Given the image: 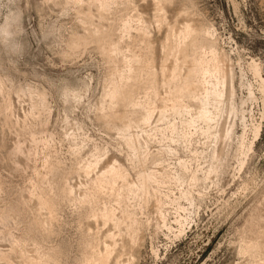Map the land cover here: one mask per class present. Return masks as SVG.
Here are the masks:
<instances>
[{
  "label": "rangeland",
  "instance_id": "rangeland-1",
  "mask_svg": "<svg viewBox=\"0 0 264 264\" xmlns=\"http://www.w3.org/2000/svg\"><path fill=\"white\" fill-rule=\"evenodd\" d=\"M0 264H264V0H0Z\"/></svg>",
  "mask_w": 264,
  "mask_h": 264
},
{
  "label": "bare ground",
  "instance_id": "bare-ground-1",
  "mask_svg": "<svg viewBox=\"0 0 264 264\" xmlns=\"http://www.w3.org/2000/svg\"><path fill=\"white\" fill-rule=\"evenodd\" d=\"M225 58L222 57L220 63H218L216 66V69L219 71V73L222 75L224 80H228L229 78H232L231 74L229 73V70L227 71L226 67L224 66V60ZM202 68H203V73H206L208 71V67L206 66V63L202 61ZM207 74V73H206Z\"/></svg>",
  "mask_w": 264,
  "mask_h": 264
}]
</instances>
